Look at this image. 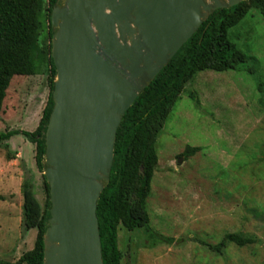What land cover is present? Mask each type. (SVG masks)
<instances>
[{
  "label": "rangeland",
  "instance_id": "1",
  "mask_svg": "<svg viewBox=\"0 0 264 264\" xmlns=\"http://www.w3.org/2000/svg\"><path fill=\"white\" fill-rule=\"evenodd\" d=\"M228 35L248 56L244 67H255L264 80L260 9L251 8ZM48 96L47 75L15 76L0 113V131H34ZM262 100L255 77L245 69H206L187 83L159 134V164L147 200L151 228L172 237V243L120 226L122 264H264ZM11 145L21 155L9 161L7 151L0 150V258L17 261L33 248L37 235L36 229L23 228L21 186L27 172L35 175L42 204L46 194L35 144L20 134L12 137ZM187 146L201 150L184 159ZM227 233L250 236L255 242L230 244L222 253L206 245Z\"/></svg>",
  "mask_w": 264,
  "mask_h": 264
},
{
  "label": "water",
  "instance_id": "2",
  "mask_svg": "<svg viewBox=\"0 0 264 264\" xmlns=\"http://www.w3.org/2000/svg\"><path fill=\"white\" fill-rule=\"evenodd\" d=\"M242 1L60 0L54 6L44 264H104L98 199L125 113L211 13Z\"/></svg>",
  "mask_w": 264,
  "mask_h": 264
},
{
  "label": "trees",
  "instance_id": "3",
  "mask_svg": "<svg viewBox=\"0 0 264 264\" xmlns=\"http://www.w3.org/2000/svg\"><path fill=\"white\" fill-rule=\"evenodd\" d=\"M59 1L0 0V113L15 76L45 74L49 80V96L37 128L32 132L21 129L0 131V150L7 151L9 161L17 158L11 146L12 137L23 134L35 144V161L42 173L46 194L42 204L36 192L35 175L32 170L27 172L21 186L23 228L25 231L36 229V240L33 248L17 261L0 258V264H44V235L51 216L50 187L44 174L45 132L54 107L57 74L51 54L54 33L51 12ZM253 7L259 8L264 15V0H244L211 13L125 113L117 132L110 179L98 199L104 264H122L124 252L119 247L120 226L129 231L142 229L147 235H156L159 240L172 243V237L163 236L151 228L147 200L159 164L156 148L159 134L187 83L206 69H245L255 77L264 96V80L255 67H244L248 56L228 35L229 30L248 16ZM261 103L264 105V100ZM200 150L199 146H187L181 156L187 159ZM254 242L250 236L227 233L216 244L206 245L213 252L222 253L230 244L243 247Z\"/></svg>",
  "mask_w": 264,
  "mask_h": 264
},
{
  "label": "crops",
  "instance_id": "4",
  "mask_svg": "<svg viewBox=\"0 0 264 264\" xmlns=\"http://www.w3.org/2000/svg\"><path fill=\"white\" fill-rule=\"evenodd\" d=\"M11 146L13 147V148H12V150L14 149L13 151H15V152H16V156L20 157V155H21V152H20L19 148H18V149H17V148H15V146H14V145H11ZM16 149H17L18 151H17Z\"/></svg>",
  "mask_w": 264,
  "mask_h": 264
}]
</instances>
